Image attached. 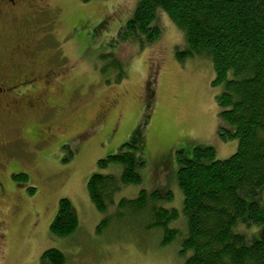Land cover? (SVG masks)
Returning a JSON list of instances; mask_svg holds the SVG:
<instances>
[{
	"label": "rangeland",
	"instance_id": "1",
	"mask_svg": "<svg viewBox=\"0 0 264 264\" xmlns=\"http://www.w3.org/2000/svg\"><path fill=\"white\" fill-rule=\"evenodd\" d=\"M48 1L58 16L41 50L61 68L55 82L71 94L65 91L69 108L53 129L55 136L44 145H27L40 147L30 162L14 159L24 168L17 171L27 176L5 181L0 264H41V253L50 247L66 255L65 264H183L189 253H180L185 217L177 158L191 157L199 145L214 148L215 157L225 159L238 143L235 136L218 134V87L212 84L211 60L204 55L178 58L185 39L163 10L153 19L159 29L155 39L122 42L117 34L131 17L135 0ZM129 142L137 161L144 162L138 169L141 180L121 187L116 201L135 197L143 188L162 194V205L177 209L180 222L176 239L166 245L161 232L146 230L142 223L111 225L96 233L105 213L88 196L87 179L97 172L119 174L120 166L100 168L97 160ZM14 146L11 152L21 155L19 145ZM258 190L247 200L264 209V185ZM60 197L69 198L79 220L66 237L49 232ZM234 229L252 243L263 236L264 224L242 221Z\"/></svg>",
	"mask_w": 264,
	"mask_h": 264
},
{
	"label": "trees",
	"instance_id": "2",
	"mask_svg": "<svg viewBox=\"0 0 264 264\" xmlns=\"http://www.w3.org/2000/svg\"><path fill=\"white\" fill-rule=\"evenodd\" d=\"M158 10L183 33L186 48L179 59L204 55L211 60L212 84L218 87V134L238 139L237 150L225 159H217L214 148L199 145L191 157L177 158L185 217L180 253H189L183 264H264V232L247 243L234 229L242 221L264 224V209L258 201L247 200L264 185V0H135L131 17L119 28V41L155 39ZM134 148L123 143L117 153L97 160L100 168L120 166L119 174L97 172L87 179L88 196L105 213L95 230L99 234L111 225L142 223L146 230L161 232V244L166 245L176 239L179 220L177 209L162 205V194L143 188L135 197L116 201L121 187L141 180L138 169L144 162L137 161ZM78 221L69 198L60 197L49 232L66 237ZM40 260L65 264L66 255L50 247Z\"/></svg>",
	"mask_w": 264,
	"mask_h": 264
},
{
	"label": "flooded vegetation",
	"instance_id": "3",
	"mask_svg": "<svg viewBox=\"0 0 264 264\" xmlns=\"http://www.w3.org/2000/svg\"><path fill=\"white\" fill-rule=\"evenodd\" d=\"M55 10L48 0H0V205L5 181L27 176L17 171L24 168L14 159L30 162L40 147L27 145H44L55 136L53 129L69 108L65 91L71 94L55 82L61 68L41 50L57 23ZM14 144L21 155L11 152Z\"/></svg>",
	"mask_w": 264,
	"mask_h": 264
}]
</instances>
